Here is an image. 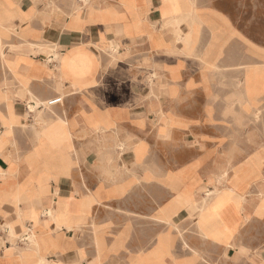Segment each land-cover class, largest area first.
I'll return each mask as SVG.
<instances>
[{
    "label": "crops",
    "instance_id": "1",
    "mask_svg": "<svg viewBox=\"0 0 264 264\" xmlns=\"http://www.w3.org/2000/svg\"><path fill=\"white\" fill-rule=\"evenodd\" d=\"M91 1L89 10L77 0L0 3V31L27 21L32 43L3 31L22 46L2 52L15 90L8 110L0 103V130L30 125L34 132L16 148L0 140V214L9 216L0 228L31 233L29 250L6 251L0 231V264H25L28 256L58 262L59 233L66 264H264V181L258 169L245 173L264 148L260 141L248 148L245 127L225 121L246 116L239 98L247 68L260 70L257 81L264 75V46L240 16L247 0H189L194 35L185 23L168 24L182 17L169 0ZM77 4L83 14L72 19ZM188 33L190 46L178 42ZM38 44L58 45L61 63L51 56L46 67ZM57 98L63 102L49 107ZM27 101L36 113L53 110L31 121L29 106L17 108ZM28 150L35 154L22 162ZM226 172L234 185L216 195L223 213L206 217L207 232L203 205L193 213L180 200L224 188Z\"/></svg>",
    "mask_w": 264,
    "mask_h": 264
},
{
    "label": "rangeland",
    "instance_id": "2",
    "mask_svg": "<svg viewBox=\"0 0 264 264\" xmlns=\"http://www.w3.org/2000/svg\"><path fill=\"white\" fill-rule=\"evenodd\" d=\"M7 1H10V0H0V3H7ZM77 1L79 3H82L84 5V7H87V10H89L90 8H93V5L91 4V2H92L91 0H77ZM169 1H170L171 5H172V7L174 9V13H176V14L177 13L181 14V12L183 13L182 5L180 3H178L176 0H169ZM82 6L77 4L74 7V9H73L74 13L71 16L72 19H75L79 15L83 14V9L84 8ZM47 7H49V9L52 7L51 11H53V12L57 9L53 5H47ZM227 7L232 12H237L234 9V4L233 3H228ZM194 8L195 7L193 5V10H194L193 13L197 14V11ZM194 14H193V17L190 18V19H192L191 23H189L188 21L184 22L185 24H187L188 26H190L192 28L193 35H194V29H195V27L197 25L196 22L194 21ZM240 16H241V20H243L244 18L246 20L247 30L253 36L251 38V40L253 42H256L257 44H261L262 46H264V0L257 1V2H254V1H251V0H247L245 7H241ZM168 24H171L173 26L178 27L175 23H172V22H169ZM4 29L5 28L3 27V30L0 31V39L2 38L1 42L4 45L3 48L5 49V51L8 50V47H6V45H11L15 49H16V47L19 50L21 49V46H22L21 44L20 45H15V44H12V43L9 42L10 38H11V35H14L15 37H17L20 40H25L26 43H23V45L27 44L26 46H28L29 49L32 48V43L28 42V40H27V38L29 36V32H30L29 23L27 21H23L21 26H19L17 29H13V30H9V29L4 30ZM3 31H6V34H8L10 36V38L8 36H5V33ZM180 36H181V34H178L177 40H178V42L182 43L179 40ZM192 38H194V36H191L190 41H192ZM190 41H189L188 45L185 44V43H184V45L185 46H190ZM36 46H39V44L36 45ZM255 48L258 49V51L260 50L257 47H255ZM34 49H37L38 51L40 50L39 55L40 54L41 55L39 57H42V59H40V61L42 63H44L46 65V67L48 66V62L50 61V57L51 56H55V62L61 63L60 50L57 49L58 51H55V47H53V46L52 47L51 46L48 47V46L40 45L39 47L34 48ZM48 51H51V53L47 57L46 53ZM262 53L263 54H262L261 58L263 59V66H264V49H262ZM23 54H25V53H23ZM0 61H1V64H2V68H3V60H2V56H1V47H0ZM45 61H46V63H45ZM113 61H115V60H113ZM114 64H116V63H114ZM256 73H260V70L248 69L247 68V71H246V82H245V86H244L245 99L242 96H240V98H239V103L241 104L240 105L241 108L244 111L247 112L246 116L242 117V118H235L234 116H232V118H226L225 119V121L227 123L226 125L230 124L229 126L231 127L232 130H233V127L235 125H241V126L245 127L244 128L245 129V134L244 135L241 134V136H242L241 139H243V140L245 139V142L247 143L248 148L251 146L250 143H253L254 141L262 142V145H263V148H264V75L262 76V79L259 80L260 81L259 82V81H257L258 79L255 76ZM263 73H264V69H263ZM9 75H11V76H13V78H15L13 73H10V72L6 73L5 70L1 69V65H0V77L3 76L2 77V83H3L4 87L7 89V91L0 89V103L3 102V103L6 104L5 105L6 110H8V105H9L7 100H6V96L9 94L8 91L9 90L10 91H14L15 90V86L10 81V76ZM150 83H152V82H150ZM21 89H23L22 86H20V90ZM152 90H153V92H155L154 88ZM19 95H20L21 98H24V96H22V92ZM31 101H34V100L31 99ZM34 103H35V106L37 107L36 109H34L35 112H34V110L32 108V104L29 105V101H27L25 103L26 106H17V108H22L24 112H25L26 109L27 110L30 109V111H32L33 114H31L32 115V117L30 118L31 121L35 122V121L43 120V118L45 117V114L48 111L53 110L52 108H51V110L50 109L49 110H44L43 108H40L39 111H42V112L41 113H36V110H38L39 106H37L36 102H34ZM28 106H29V109H28ZM227 107H229V104L227 105ZM234 108H236V107L233 104L231 109H234ZM253 109L256 110L255 113L254 112H250ZM0 113H3V111L0 110ZM41 115H42V118H41ZM227 115H229V114H227ZM230 115H236V113L234 112L233 114H230ZM23 116L26 117V116H28V114L26 113ZM220 120H222V119H220ZM29 127H30V129H32V126L29 125ZM30 129L27 126H20L19 129H16V128H12L11 129L10 128L8 134L2 133L1 130H0V140L3 141V143H4L3 145L5 147L12 146L13 148H16L17 145H16L15 140L17 141V143H21V142L25 141L26 143L29 144ZM32 133L33 134L31 136V141L34 138L33 129H32ZM13 136H14V139H13ZM5 147H4V151L3 152L6 151ZM5 154L9 158L13 159L11 152H8V153L5 152ZM34 154H35L34 152L28 150L27 153L22 157L23 158L22 162H24V160H29L31 157L34 156ZM20 157L21 156H19V154H18L17 155V159H20ZM263 162H264V149L262 150L261 154L257 153L255 156L251 157L248 160V162H247V166L248 167L246 168L245 173L248 174V175H251V174H254L256 169H258L262 173L261 180L264 181L263 165H262ZM237 172H238V170L236 168L233 169V175L235 173H237ZM233 175H229L228 172H226L223 175L222 180H221V182L218 183V185H222L223 184L224 188H222V189L216 188L215 191H214L215 194L213 196L218 195L221 192V190H228V188L230 186L233 188L234 183L231 182L232 179H233ZM249 184L253 185L254 183H249ZM252 185H248L249 187L247 186L246 188L248 190H250ZM258 187H260V186H258ZM207 193L202 198V200L201 199H196V198L194 200V198L192 197L193 201H192V205L191 206H188L187 208H186V206H184V207L180 206V208H182V209L184 208V210L189 211V212H193V213H194V206L198 207V209L200 208V210H201V207L204 204V199L207 198ZM185 197H190V196H185ZM263 200H264V198H263ZM211 210L208 209V208L207 209L205 208V209L202 210L203 213L201 215V218L203 219L204 224H206V221H207L206 217L207 216H211L212 217L213 213H212ZM2 217L5 219V218H8L9 216L4 212V213L0 214V218H2ZM80 222H82V220ZM66 224H68V223L66 222ZM206 226L207 225H205V229L208 232L209 229H207ZM213 227H216V225H214ZM8 229H10L9 233H8V235H9L8 239L10 241L7 239L6 235L4 234V232H7ZM67 229L70 230L71 229L70 226H68ZM0 231H2L1 232V236H2L1 238H5L4 246L7 247L6 251H10L13 248H16L15 246H17L18 248H21L22 250H29V249H27V247L25 249V244L29 243L28 241L31 239V233H29L27 231H23V233L20 234L19 233L20 231L17 232L15 230L16 231V235L14 236L13 232H12V231H14V229L12 230V228L9 225H7V224H4L3 227L0 228ZM56 231L60 232L61 230H57L56 229ZM26 236L28 237L27 241H25ZM62 236L63 235L61 233H59L57 235L56 239H55L56 241L54 242L55 243L54 251H57V250L59 251V253L57 254L58 262H53L51 260L52 261L51 264H54V263L55 264H66L65 261H64V258L66 256L65 252H64V249L57 244L58 239H60ZM1 242L2 241L0 240V246H1ZM21 244H23V245H21ZM25 252H27V251H25ZM24 259H25V264H39L38 258L36 256H30V257L28 256V257H25ZM40 264H43V263L41 262ZM75 264H79V263H75ZM88 264H100V263H88Z\"/></svg>",
    "mask_w": 264,
    "mask_h": 264
},
{
    "label": "bare ground",
    "instance_id": "3",
    "mask_svg": "<svg viewBox=\"0 0 264 264\" xmlns=\"http://www.w3.org/2000/svg\"><path fill=\"white\" fill-rule=\"evenodd\" d=\"M180 4L182 5V11L183 13L181 12L182 14V17L180 18H175V19H172V22L175 23L177 26L183 24L185 21L184 19L185 18H190L191 15L193 14V7H192V4L189 2V0H183L182 2H180ZM194 5V4H193ZM49 8V7H48ZM174 17V16H173ZM26 23V22H25ZM166 25V24H165ZM189 29H190V32H192V28L190 26H188ZM188 29V28H187ZM191 36L192 34L191 33H188L187 35L185 36H180L179 40L184 44H189V41L191 39ZM2 39V38H1ZM193 39V38H192ZM54 44V43H53ZM27 45V44H26ZM4 46V45H3ZM2 44H0V47H1V56L3 58V48ZM40 46V45H39ZM37 46V47H39ZM56 47V46H55ZM111 48L116 50L118 48V46L116 44H111ZM57 49H59V46L57 45ZM55 51H58L55 49ZM61 55V54H60ZM4 61V60H3ZM254 66V65H253ZM12 71V70H11ZM13 72V71H12ZM241 105V104H240ZM33 110L36 109V107H33ZM46 108L48 109V106L46 105ZM259 110V109H258ZM32 112V111H30ZM35 112V110H34ZM40 113V112H39ZM40 116V115H39ZM258 117V116H257ZM41 118H42V115H41ZM54 125V123H47V127H51ZM212 194V195H211ZM215 193L214 192H211L210 191L207 193V198L204 199V204H203V207L204 209L208 208V209H212V216L213 217H217V216H222V213L223 211L220 209L221 205H222V198H217L216 196H213ZM202 200V199H201ZM181 206L184 207V206H187L189 205L192 201H193V198L192 197H184V198H181ZM201 221L203 223V226L205 225L204 222H203V219L201 218ZM206 234V232H204ZM219 234V233H218ZM221 235V234H220ZM220 237V236H219ZM44 264H47L46 262H44Z\"/></svg>",
    "mask_w": 264,
    "mask_h": 264
},
{
    "label": "built area",
    "instance_id": "4",
    "mask_svg": "<svg viewBox=\"0 0 264 264\" xmlns=\"http://www.w3.org/2000/svg\"><path fill=\"white\" fill-rule=\"evenodd\" d=\"M62 102H63L62 98H57V99H54V100L48 102V106L51 107V106H54L57 104H61Z\"/></svg>",
    "mask_w": 264,
    "mask_h": 264
}]
</instances>
